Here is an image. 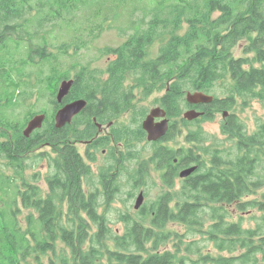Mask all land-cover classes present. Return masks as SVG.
Listing matches in <instances>:
<instances>
[{"label":"trees","instance_id":"16d2710c","mask_svg":"<svg viewBox=\"0 0 264 264\" xmlns=\"http://www.w3.org/2000/svg\"><path fill=\"white\" fill-rule=\"evenodd\" d=\"M74 3L48 0L42 9L34 0H0V50L13 34L15 41H23L31 27L41 29L64 12H75ZM148 7V21L137 28L130 22L133 32L125 43L100 51L112 57L107 79L84 76L92 71L80 69L63 102L82 99L87 107L71 124L57 129L46 115L42 127L26 138L23 129L34 116L19 124L16 114L7 111L11 101L0 99V194L8 199L0 197V264H264V121L248 132L230 113L237 102L246 107L253 99L264 109V0H150ZM35 8L41 15L30 25L27 18ZM156 39L162 44L157 57L150 58L147 50ZM243 40L242 55L236 57L233 50ZM63 46L60 51L66 52ZM33 56L47 60L52 54L43 44L29 50L32 64ZM223 80H228L226 96L215 95L211 104L195 109L204 113L198 121L210 119L213 111L228 112L221 132L229 149L200 145L198 152L184 151L180 168L194 165L196 170L175 190L180 169L174 172L171 163L176 155L173 149L155 147L154 166L168 168L160 179L165 190L134 218L121 214L111 220L110 205L122 193L118 171L124 163L113 155L118 149L110 148L107 162L93 177L73 143L94 138L97 123L136 114L132 101L137 90L142 96L164 90L160 106L176 118L187 90L210 95ZM111 132L112 142L127 147L145 135L139 124L135 129L120 124ZM203 137L200 130L191 131L187 141L203 143ZM106 141L96 137L88 147L96 151ZM90 149L85 155L91 162ZM41 158L48 162L45 191L36 184L40 172L28 173ZM145 173L142 165L135 177ZM23 210L27 214L21 226L17 217ZM254 210L260 216L248 217L253 227L243 226L244 217H234ZM112 223H120L121 234Z\"/></svg>","mask_w":264,"mask_h":264},{"label":"rangeland","instance_id":"374dc122","mask_svg":"<svg viewBox=\"0 0 264 264\" xmlns=\"http://www.w3.org/2000/svg\"><path fill=\"white\" fill-rule=\"evenodd\" d=\"M34 1H37V3L40 2L42 9L48 7L46 4L48 0ZM68 1L74 3L73 0ZM75 2L77 3H74L77 5V10L75 12L67 13L66 11L61 19L48 22L41 29L31 27L29 29L31 35L26 36L24 34L23 41H15L17 37L13 34L7 48L0 50L1 103H4L5 99L11 101V104L7 106V111H13L16 114L19 124L20 122L24 123L30 115L36 116L44 114L45 117L47 115L53 119L56 114L55 112L67 104L63 102L64 99L61 104L57 103L56 96L60 84L63 81L69 80L74 82L75 77L81 72L80 69L82 67H88L90 71H92L91 73H86L84 76L99 78L100 81L107 79L106 66L112 57L101 55L100 51L105 48H116L125 43L129 35L133 32L132 29H130V22H133L132 25L137 28L140 26L142 27L149 19L144 9L149 8L150 0H75ZM37 9H33L28 15L27 20L30 25L34 16L41 15V10L38 12ZM183 32L184 30L180 31L179 34H183ZM43 44L47 46V51L52 54V57L50 56L47 60H39L38 57L33 56V61H35V63H30L28 61L29 50H35L36 47ZM62 44H64L63 47H65V49L67 48L66 52H62L63 50L60 51L59 48H61ZM161 44V39H156L154 41L152 46L147 50L150 58L157 57L158 48ZM245 44L246 40L241 41L234 48L233 55L236 57L241 56V49ZM63 75L66 78L63 79ZM129 83L130 81L127 80L126 86H129ZM227 83L228 80L216 82L210 95L203 92L200 93L211 96L213 100L215 95L218 98H223L226 96L224 88L227 86ZM188 92L195 93V91L187 90L184 94V100ZM135 94L136 97L133 99L132 103L136 104V114L133 115L132 112H127L115 120L104 123H112L109 132H111L113 127L120 124L135 129L138 124H142L151 110L163 109L160 106V99L164 94V90H155L147 96H142L141 91L137 90ZM212 102L189 105L185 100L184 104L186 103L187 106L189 105L190 107H186L181 103V112L179 116L173 118L174 120L172 121L174 122V129L171 139L161 143L166 146L164 148L173 149L175 155L179 156L183 155L184 151L190 148H194L198 152L200 145L213 150L229 149L230 141L221 132V123L224 118L227 117L228 112L225 111L224 116L220 111H213L210 119H200V121H198L199 119H196V121H187L183 118L184 114L192 110L200 113L201 111L196 110V107L209 105ZM85 110L86 108L81 113ZM140 112H143V116H139ZM201 113L204 114L203 112ZM230 113L237 116L248 132H252L257 124L264 121V109L257 99H253L246 107H241L240 103L237 102ZM167 117L166 114V119H168ZM29 118L32 119L31 116ZM30 119H28L27 122ZM197 130L203 133L205 141L203 143H189L187 141L189 133ZM166 134L161 138L162 140ZM161 139L149 142L145 133L142 140H134L129 147L123 144L118 145L109 140L106 141L107 143L104 148L99 147L96 151L92 152L91 155L93 160L91 162L85 155L90 147L79 145L78 143L75 145V143H73L79 155L85 160V163L90 166L93 177L99 175L98 172L107 162L108 156L110 155V148L113 147L115 150L118 147V150H115L113 155H115V159H120L122 163H124V165L119 168L120 171H118V184L122 187V193L115 198L114 202L110 205L111 209L109 211V216L111 220L114 221L118 219L121 214H127L134 218L137 216L141 207L144 205L149 206L150 203L165 190L160 180L162 170L158 171L152 162L155 147H163L158 143ZM121 147L124 148L121 149ZM41 151L50 153L52 158L57 156L51 148H42ZM47 163L45 159L41 158L34 163L32 169L28 170L29 174L40 172V178L37 180L36 184L42 191L46 190L45 175L48 170ZM142 165L145 166L146 173L143 177L138 179L135 177L136 172ZM190 167L195 166L193 165ZM176 182L177 185L175 190L179 188L181 184L179 179H176ZM132 190H134V192L133 196L130 198V192ZM140 193L143 195V203L138 210H135L134 202ZM257 193H261V190ZM257 196H259V194L254 197L257 198ZM0 197L4 200H8L1 194ZM101 201L102 196L100 195L98 196V202ZM18 207L21 209L20 205H18ZM1 208H3V204L0 203V209ZM26 214L27 211L25 210L18 214L17 218L21 226L25 224L24 219ZM251 215L260 216V214L254 210L247 216L234 214V217L235 219L239 216L244 217V221L242 222V224H244L243 226L253 227V221H250L248 218ZM112 224V229L121 234L122 226L120 223ZM170 227L175 228L176 226L170 224L169 228ZM175 229L182 230L180 227H176ZM59 246L61 245L59 244ZM43 261L45 262V260Z\"/></svg>","mask_w":264,"mask_h":264},{"label":"water","instance_id":"95a60500","mask_svg":"<svg viewBox=\"0 0 264 264\" xmlns=\"http://www.w3.org/2000/svg\"><path fill=\"white\" fill-rule=\"evenodd\" d=\"M73 81H63L58 89V93L56 96L57 103L61 104L64 97L69 93L71 89ZM186 103L189 105H198V104H207L212 102L213 98L211 96H207L200 92L190 93L188 92L185 97ZM86 108V101L84 100H76L62 106L55 114L54 121L57 129L70 124L72 119L78 116L84 109ZM201 115V112H196L192 110L183 115V118L187 121H192L198 119ZM225 116V115H224ZM45 115L40 114L34 116L30 119L26 127L23 129V135L27 138L29 137L35 130H38L42 127L45 121ZM155 119H161L159 122H155ZM168 119H166V113L163 109H153L149 112L146 118L143 120L141 126L147 135V140L149 142L158 141L161 139L169 129ZM196 170V167H190L182 170L179 173L180 178H186L191 175ZM143 203V195L140 193L134 202V209L138 210Z\"/></svg>","mask_w":264,"mask_h":264},{"label":"flooded vegetation","instance_id":"af4514ba","mask_svg":"<svg viewBox=\"0 0 264 264\" xmlns=\"http://www.w3.org/2000/svg\"><path fill=\"white\" fill-rule=\"evenodd\" d=\"M56 113V112H55ZM168 118V125H169V129H168V131L170 130V128L173 126V124H174V122H172L174 119L173 118H171V117H167ZM53 120H54V117H53ZM160 121V119H156L155 120V122H159ZM111 125H112V123H108V124H99V123H97V135L94 137V138H92V139H90V140H85V141H77L76 143H75V145L78 143L79 145H84V146H88V145H90L91 143H92V141L96 138V137H103V138H105L106 140L107 139H109L110 141H112V132H109L110 131V128H111ZM54 126H55V121H54ZM56 127V126H55ZM62 128V127H61ZM60 129V128H59ZM162 142H165V139H161V141H159L158 143L159 144H161ZM162 145V144H161ZM163 147H166V146H164V145H162ZM170 147V146H169ZM124 147H121V149H123ZM117 149H118V147H117ZM94 150L93 149H90V152H93ZM180 163H181V157L179 156V155H176L175 156V158L173 159V161H172V163H171V167L173 168V171L174 172H176L177 171V169H180V171L182 170L181 168H180ZM167 171H168V168L167 167H165L164 169H162V173H167ZM179 171V170H178ZM190 176V175H189ZM188 176V177H189ZM187 178V177H186ZM176 179H179L180 180V182L181 181H183V180H185V178L184 179H181L180 177H179V172H178V176L175 178V182H174V184H175V186L177 185L176 183Z\"/></svg>","mask_w":264,"mask_h":264}]
</instances>
